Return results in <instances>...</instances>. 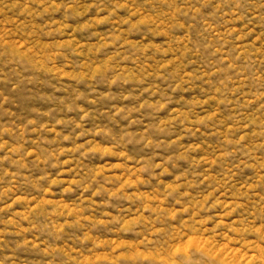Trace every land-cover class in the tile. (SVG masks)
Returning <instances> with one entry per match:
<instances>
[{"label": "clouds", "instance_id": "1", "mask_svg": "<svg viewBox=\"0 0 264 264\" xmlns=\"http://www.w3.org/2000/svg\"><path fill=\"white\" fill-rule=\"evenodd\" d=\"M84 2L97 19L71 21L79 25L71 43L57 40L65 24L55 21L45 25L48 33L40 30L51 35L49 49L31 31L0 29L10 63L26 61L28 75L56 85L58 98L34 105L42 119L29 118L20 129L35 134L34 150L20 154V162L31 165L23 183L39 199L33 196L32 206L25 197L29 208L13 217L16 234L59 240L65 227H79L78 242L86 244L96 227L118 224L141 230L145 241L154 237L163 264H218L219 208L245 221L230 237L234 219L224 239L254 235L256 264H264V0ZM229 44L234 57L224 51ZM8 103L0 97V112L15 115ZM5 147L0 127V152ZM113 201L125 202L130 215L110 218ZM178 225L205 240L204 248L174 253L168 238ZM6 233L0 230V246ZM29 246L39 247L25 236L17 250ZM7 260L14 264L12 256Z\"/></svg>", "mask_w": 264, "mask_h": 264}, {"label": "rangeland", "instance_id": "2", "mask_svg": "<svg viewBox=\"0 0 264 264\" xmlns=\"http://www.w3.org/2000/svg\"><path fill=\"white\" fill-rule=\"evenodd\" d=\"M51 3L52 0H46L42 6L40 3H33L32 0H0V29L8 34H17L21 29L31 31L36 42L44 49H49L53 44L51 35L40 33L41 29L44 33H48L46 24H52L53 21L57 26L61 23L65 24V30L59 34L57 40L59 41L62 37L64 42L71 43L73 39L79 38L75 31L79 25L70 23L71 21L85 18H91L93 21L97 19L93 15L95 9L89 10L84 0H80L79 5L75 0H55L54 6L49 7ZM68 7H71V12L67 10ZM192 31L197 37L196 42H201L202 37L199 35L203 31L201 25L197 23ZM233 49L234 45L229 44L224 51H229L234 57ZM5 53L6 50L0 49V81H4L0 82V97H9L7 107L12 109L15 115L0 112V127L3 128V141L6 142V147L0 152V160H3V163H0V177H2L0 191L6 193L0 200V209H6L0 212V230H7L3 237L5 244L0 246V260H4L5 264H13L12 261L7 260V257L12 256L14 264H163L164 257L158 255L160 250L153 245L154 237H149L145 241L146 234H141V230L129 231L127 227L119 230L118 224L96 227L90 233L86 244L78 242L77 238H83L84 235V229L79 227H65L59 240L54 236L32 232L16 234L19 229L13 227L15 222L13 217L19 220L20 217L16 214L24 213L29 208L25 197L33 202L32 206H35L33 196L39 199V196L23 183L24 177L30 174L31 165L22 167L20 162V154L34 150L35 134L20 129L24 128L23 123H26L29 118L35 116L37 119H42L33 111L34 105L58 103V98L54 91L56 85L48 80L29 76L28 73L32 69L26 61L15 60L10 63L11 57ZM205 56L211 58L208 53H205ZM13 85L19 86L16 91H13ZM45 89L51 91V96L44 91ZM50 135H55V133ZM9 148H11V153H9ZM32 159L34 156L28 157V160ZM28 160L24 163L27 164ZM32 179L35 180V176H32ZM9 188L12 190L8 191ZM70 203H65V207H69ZM126 209L125 202L113 201L112 208L109 209L113 212V216L110 218L118 219L115 215H130ZM215 211L220 213L217 219L222 218L224 221V226L220 229L221 235L217 237L221 257L218 264H249V261L251 264H256L254 249L259 241L254 235H247L246 240H239L237 237L239 242L233 243H228L223 236L228 232V227L233 225L234 219L236 227L233 228L232 233H229V236L235 237L237 232L243 231L242 226L245 223L243 214L231 213L224 216L222 209L218 208ZM97 215H99V209H97ZM71 219L73 217H69V220ZM60 222L63 224V220ZM187 222V216H185L183 223ZM23 227H28L27 222L23 223ZM208 228L211 230L212 225H208ZM195 231L196 229H193V233ZM25 236L35 241L39 247L33 249L29 246V248L17 250V244L21 243ZM168 239L169 247L176 254L188 252L193 247L203 249L206 243L198 235H185L179 225L176 227L175 234ZM245 243L248 247H244ZM261 247H264V244ZM180 264H184L183 259ZM200 264H208V262L201 259Z\"/></svg>", "mask_w": 264, "mask_h": 264}]
</instances>
